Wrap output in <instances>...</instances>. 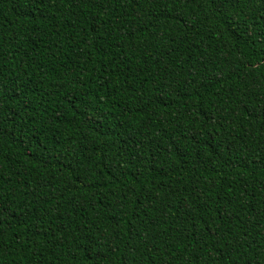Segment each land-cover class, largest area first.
<instances>
[{"label":"trees","instance_id":"trees-1","mask_svg":"<svg viewBox=\"0 0 264 264\" xmlns=\"http://www.w3.org/2000/svg\"><path fill=\"white\" fill-rule=\"evenodd\" d=\"M0 264H264V0H0Z\"/></svg>","mask_w":264,"mask_h":264}]
</instances>
